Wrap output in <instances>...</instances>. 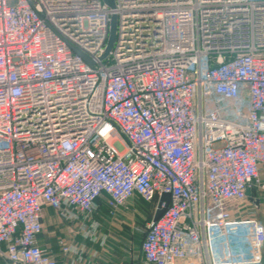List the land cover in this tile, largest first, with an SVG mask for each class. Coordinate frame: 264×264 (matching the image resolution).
<instances>
[{"label": "built area", "instance_id": "built-area-1", "mask_svg": "<svg viewBox=\"0 0 264 264\" xmlns=\"http://www.w3.org/2000/svg\"><path fill=\"white\" fill-rule=\"evenodd\" d=\"M114 3L0 0V259L61 264L45 207L168 194L143 264H264V223L231 212L264 190V0Z\"/></svg>", "mask_w": 264, "mask_h": 264}, {"label": "crops", "instance_id": "crops-1", "mask_svg": "<svg viewBox=\"0 0 264 264\" xmlns=\"http://www.w3.org/2000/svg\"><path fill=\"white\" fill-rule=\"evenodd\" d=\"M141 201L139 196H135L125 207L135 209ZM158 203L159 198H156L149 203L150 207L143 215L139 219L133 218L132 222L125 221L123 208L122 213L120 212L122 220L99 223L96 237L85 234L97 215L67 221L52 207H45L39 245L61 264H143L141 229L154 219ZM149 208L154 211L151 218L147 216ZM231 209L234 218L254 217L264 223V190L260 186H254L247 200L232 206ZM105 211H109V208L105 201H101L96 214L101 216ZM0 264H5V261L0 259Z\"/></svg>", "mask_w": 264, "mask_h": 264}, {"label": "rangeland", "instance_id": "rangeland-1", "mask_svg": "<svg viewBox=\"0 0 264 264\" xmlns=\"http://www.w3.org/2000/svg\"><path fill=\"white\" fill-rule=\"evenodd\" d=\"M142 199V198H141ZM149 203H151V202H146V201H144L143 199H142V201L137 205V207L135 208V209H132V207L131 208H128V207H125V206H123V207H121L120 209H119V212L117 213V215H112L111 213H110V211H105V213H103V215H101L100 216V214H96V212L94 213L95 214V217H96V215H97V217H96V219H95V221H97V222H99V223H101V222H105V221H108V220H122V217H121V211H122V209L124 208V210H123V212H124V214H125V221L127 220V221H129V222H132L133 221V218H137V219H139L140 218V216H142L143 215V213L146 211V209L148 208V207H150V204ZM121 212V213H120ZM153 214H154V211H150V208L147 210V216H148V218H151L152 216H153ZM117 218V219H116ZM143 233V232H142Z\"/></svg>", "mask_w": 264, "mask_h": 264}, {"label": "water", "instance_id": "water-1", "mask_svg": "<svg viewBox=\"0 0 264 264\" xmlns=\"http://www.w3.org/2000/svg\"><path fill=\"white\" fill-rule=\"evenodd\" d=\"M104 2L106 4H108L110 7L115 6L114 0H104ZM116 22H117L116 16L113 15L112 19H111V24H110V37H109L108 46H107V49H106L104 56H106L111 51V49L113 47V43H114V39H115V32H116ZM250 194H251V189L248 188L247 189V195L249 196ZM168 201H169V195L164 194L161 197V200L158 204V207H157V210H156V213H155L153 220H157L161 216V214L163 213L162 202L167 203Z\"/></svg>", "mask_w": 264, "mask_h": 264}]
</instances>
